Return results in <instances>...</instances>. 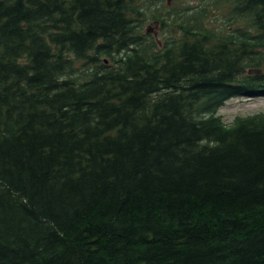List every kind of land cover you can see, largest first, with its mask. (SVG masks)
<instances>
[{
  "label": "trees",
  "instance_id": "obj_1",
  "mask_svg": "<svg viewBox=\"0 0 264 264\" xmlns=\"http://www.w3.org/2000/svg\"><path fill=\"white\" fill-rule=\"evenodd\" d=\"M173 2L0 0V264H264V0Z\"/></svg>",
  "mask_w": 264,
  "mask_h": 264
},
{
  "label": "rangeland",
  "instance_id": "obj_2",
  "mask_svg": "<svg viewBox=\"0 0 264 264\" xmlns=\"http://www.w3.org/2000/svg\"><path fill=\"white\" fill-rule=\"evenodd\" d=\"M193 3L198 0H191ZM166 6H170V9L180 7L178 3L173 0H166ZM145 29H149L155 35H160L162 29L155 21H150L146 24ZM264 111V96L246 97L238 96L228 99L225 104L220 108L219 114L223 116L226 123L231 124L237 116H246Z\"/></svg>",
  "mask_w": 264,
  "mask_h": 264
}]
</instances>
